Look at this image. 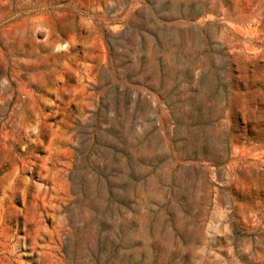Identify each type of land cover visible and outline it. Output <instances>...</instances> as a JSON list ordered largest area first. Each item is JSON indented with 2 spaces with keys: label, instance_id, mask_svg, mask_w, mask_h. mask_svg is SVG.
I'll use <instances>...</instances> for the list:
<instances>
[{
  "label": "rangeland",
  "instance_id": "obj_1",
  "mask_svg": "<svg viewBox=\"0 0 264 264\" xmlns=\"http://www.w3.org/2000/svg\"><path fill=\"white\" fill-rule=\"evenodd\" d=\"M0 264H264V0H0Z\"/></svg>",
  "mask_w": 264,
  "mask_h": 264
},
{
  "label": "bare ground",
  "instance_id": "obj_2",
  "mask_svg": "<svg viewBox=\"0 0 264 264\" xmlns=\"http://www.w3.org/2000/svg\"><path fill=\"white\" fill-rule=\"evenodd\" d=\"M63 45H61V47H62ZM64 47H62V49H63ZM61 49V48H60Z\"/></svg>",
  "mask_w": 264,
  "mask_h": 264
}]
</instances>
